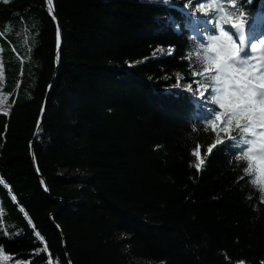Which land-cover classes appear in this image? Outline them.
<instances>
[{"label":"trees","instance_id":"16d2710c","mask_svg":"<svg viewBox=\"0 0 264 264\" xmlns=\"http://www.w3.org/2000/svg\"><path fill=\"white\" fill-rule=\"evenodd\" d=\"M186 3L54 0L63 43L34 141L38 172L31 144L58 28L46 0H0L12 104L0 113V264L264 261L261 193L237 182L223 149L194 167V145L203 156L211 140L195 130L204 118L190 94L172 87L188 77L181 57L196 39ZM239 6L254 22L264 14V0ZM241 19L225 14L227 24Z\"/></svg>","mask_w":264,"mask_h":264},{"label":"snow or ice","instance_id":"6c2138e0","mask_svg":"<svg viewBox=\"0 0 264 264\" xmlns=\"http://www.w3.org/2000/svg\"><path fill=\"white\" fill-rule=\"evenodd\" d=\"M46 2L51 14L53 0ZM191 4L192 0H188L185 7ZM228 12L239 13L244 23L227 24L225 14ZM187 15L192 21L200 22L201 34L190 42L181 57L188 61L185 84L181 85L183 77L177 74L172 87L190 93L189 100L206 113L195 130L210 133L211 143L204 142L203 156L201 144L194 145L191 155L198 161L194 167L199 173L202 166L206 168L214 150H225L229 164H234L242 173L237 182L245 181L246 185L256 188L261 193L260 203H264V53L256 55L258 44L264 46V38H261L264 16L259 26L253 19L244 18L239 0H221L214 4L200 0ZM168 19L169 23H174L171 17ZM244 24H247L246 29ZM176 30L179 31L178 26ZM59 41L58 29V47ZM158 51L172 55L174 49ZM237 264L245 262L241 260Z\"/></svg>","mask_w":264,"mask_h":264},{"label":"water","instance_id":"95a60500","mask_svg":"<svg viewBox=\"0 0 264 264\" xmlns=\"http://www.w3.org/2000/svg\"><path fill=\"white\" fill-rule=\"evenodd\" d=\"M52 7H53V12L52 13H53V16L55 17V21H56V24H57V28L59 29L60 41H59V47L57 48V51H56V70H55V74H54V76L52 78L51 85H50L49 90L47 92V96H46V99H45V102H44V106H43L42 116H41L40 121L38 122L36 131H35V134H34V137H33V140H32V144H31V154H32V158H33V161L35 163V167H36L37 170H38V166H37L36 159H35V155H34V141L36 140V138L38 137V134L40 132V129H41V126H42V120H43L44 114L46 112V107H47V102H48V97H49V94H50V90H51L52 84L54 83V81L56 79V74L58 73V70H59V65H60V48H61L62 43H63L62 29H61V25H60V21H59L58 15L56 13V8H55L54 0H53ZM38 172H39V170H38ZM43 183H44L45 190L48 192V188H47L45 179H43ZM70 264H72V263L70 262Z\"/></svg>","mask_w":264,"mask_h":264},{"label":"rangeland","instance_id":"374dc122","mask_svg":"<svg viewBox=\"0 0 264 264\" xmlns=\"http://www.w3.org/2000/svg\"><path fill=\"white\" fill-rule=\"evenodd\" d=\"M194 1H196V2H192V4L188 7V8H191V10H192V8L195 7V5L197 3L200 2V0H194ZM187 2H188V0H187ZM208 2L213 3V4L215 3V1H213V0L212 1L208 0ZM198 15H199V13H198ZM260 22H261V20H260ZM195 26H196V30L199 32V34H201V29H198L197 25H195ZM261 53H264V46H260L258 44V47L256 49V54L260 55ZM3 84H4V74H3L1 61H0V113L7 114V113H9V111L11 109V106H12V104L10 102L11 95L9 93H6V92H4L2 90L3 89ZM184 84H185V82H181V85H184ZM3 256L4 255L2 254V257Z\"/></svg>","mask_w":264,"mask_h":264}]
</instances>
